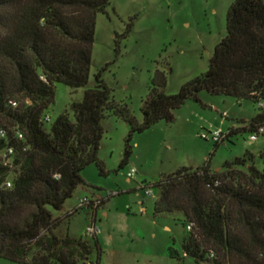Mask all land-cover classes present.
Here are the masks:
<instances>
[{
    "label": "trees",
    "instance_id": "trees-1",
    "mask_svg": "<svg viewBox=\"0 0 264 264\" xmlns=\"http://www.w3.org/2000/svg\"><path fill=\"white\" fill-rule=\"evenodd\" d=\"M110 2L0 0V130L7 134L0 138V153L14 149L11 166L0 159V258L11 264H99L96 238L90 242L56 234L61 221L78 212L64 218H55L54 212L85 185L82 173L88 167L109 176L99 158L108 115L130 128L118 170L133 154L134 135L162 121L173 123L174 112L188 101L202 105L201 92L251 101L259 108L247 126L229 130L216 149L240 131L252 135L264 128V0H236L230 6L226 36L215 47L208 71L177 94L164 93L166 76L156 72L141 109L142 123L128 106L111 100L104 69L82 102L70 106L74 120L63 114L52 124L45 122L56 84L74 90L88 86L96 18L106 14ZM222 170L183 168L149 186L158 191L154 215L180 213L186 230L193 224L182 253L196 264H264V152L258 157L246 152L225 162ZM93 249L96 263L90 262ZM169 251L178 260L177 252Z\"/></svg>",
    "mask_w": 264,
    "mask_h": 264
},
{
    "label": "rangeland",
    "instance_id": "rangeland-1",
    "mask_svg": "<svg viewBox=\"0 0 264 264\" xmlns=\"http://www.w3.org/2000/svg\"><path fill=\"white\" fill-rule=\"evenodd\" d=\"M235 1L111 0L106 14L96 18L88 86L74 90L56 84L54 103L45 112L49 124L63 114L74 120L70 106L82 102L85 92L95 86V75L103 69L102 79L111 92V100L128 106L142 123L141 109L156 72L166 76L164 93L175 95L183 85L208 71L215 47L226 36L227 13ZM199 97L203 106L188 101L174 112L173 123L162 121L134 135L133 154L123 169L118 167L130 128L111 115L103 121L99 158L109 176L100 177L95 166L88 167L82 175L86 186L79 187L63 209L54 212L55 218H64L85 197L99 196L101 202L107 203L101 204L98 211L102 230L99 236L104 241L100 264H196L182 253V243L188 237L183 215L155 216L157 189L146 195L140 188L151 187L183 168L209 167L220 173L227 161L246 152L257 157L264 152V135L252 142L250 133L240 131L217 149L213 141L202 138L212 130L244 128L258 114V105L207 92H201ZM256 165L262 168L263 163ZM131 170L136 174L129 180L127 174ZM238 171L246 173L244 168ZM110 193L120 194L109 197ZM66 218L56 230L57 236L84 237L90 221L88 210ZM109 234H113V240L108 239ZM170 249L177 252L178 260L170 256ZM36 252L32 251L27 262ZM97 259L98 253L93 249L90 262L96 263ZM0 264L11 263L0 258Z\"/></svg>",
    "mask_w": 264,
    "mask_h": 264
},
{
    "label": "built area",
    "instance_id": "built-area-1",
    "mask_svg": "<svg viewBox=\"0 0 264 264\" xmlns=\"http://www.w3.org/2000/svg\"><path fill=\"white\" fill-rule=\"evenodd\" d=\"M13 107H17V103L16 102H12L11 103ZM45 122L50 123L48 117L45 116ZM228 135V131L224 132L220 129L217 130H212L211 132H209V134H203L202 138L205 140H211L213 141L215 144H219L222 143L223 141L226 140ZM264 135V128H260L258 130L257 133L252 134L250 136V140L252 142H255L258 140L259 136ZM16 136L19 140L23 139V135L20 133H16ZM0 138L2 139H6L7 138V134L4 130H0ZM14 155V149L13 148H7L5 151H3L2 153H0V159L5 163V164H9V166L12 165V158ZM136 172L134 170H131L128 174L127 177L129 178V180H132L135 177ZM6 187L7 188H11V182H7L6 183ZM141 190H144L146 195H152L153 191L151 188L146 187V186H142L140 188ZM116 193H110L109 197H114L116 196ZM102 202L99 199H93V198H83L80 200L78 207L75 208L72 212H79L81 210H86V209H90L93 212H96L97 210L100 209ZM193 228V224L189 223L187 226V231H191ZM102 230L99 226H97V224L95 222L90 223L87 227H86V231L84 234V237H88L91 239L97 238L99 235H101Z\"/></svg>",
    "mask_w": 264,
    "mask_h": 264
},
{
    "label": "crops",
    "instance_id": "crops-1",
    "mask_svg": "<svg viewBox=\"0 0 264 264\" xmlns=\"http://www.w3.org/2000/svg\"><path fill=\"white\" fill-rule=\"evenodd\" d=\"M82 175H83V173H82ZM82 178H83V176H82ZM83 180H84V182H85V186H86L87 181H86V179H84V178H83ZM116 194H117L116 196H119L120 193H116ZM116 196H114V197H116ZM87 198H88V197H87ZM97 198L100 199L101 197L97 196ZM100 200H101V199H100ZM103 203H104V202H103ZM106 204H107V203L105 202V203H104V206H105ZM86 210H88V213H89V219H90V221H89L88 224H90V223H92V222H95V223L98 225V223L100 222V219H98V211H99V210H97L96 212H93V211L90 210V209H86ZM72 211H73V210H72ZM72 211H70V212H72ZM70 212H69V213H70ZM104 216L107 217L108 214H107V213H104ZM98 226H99V225H98ZM99 227H100V226H99ZM113 238H114L113 234H109V235H108V239H109V240H113ZM96 239L98 240L99 255H100L99 264H100L101 255H102V253H103L102 243H103L104 241H103V239H102L100 236H98Z\"/></svg>",
    "mask_w": 264,
    "mask_h": 264
}]
</instances>
